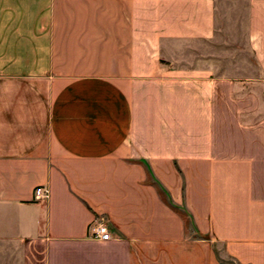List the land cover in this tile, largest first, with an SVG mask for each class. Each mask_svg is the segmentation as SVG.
I'll return each mask as SVG.
<instances>
[{
  "label": "crops",
  "instance_id": "0c3cea01",
  "mask_svg": "<svg viewBox=\"0 0 264 264\" xmlns=\"http://www.w3.org/2000/svg\"><path fill=\"white\" fill-rule=\"evenodd\" d=\"M0 264H264V0H0Z\"/></svg>",
  "mask_w": 264,
  "mask_h": 264
},
{
  "label": "built area",
  "instance_id": "2783aa9c",
  "mask_svg": "<svg viewBox=\"0 0 264 264\" xmlns=\"http://www.w3.org/2000/svg\"><path fill=\"white\" fill-rule=\"evenodd\" d=\"M49 197L48 189L44 186H38L33 191V201L43 203ZM93 238L100 242H108L111 240V234L108 227L103 222H98L91 228Z\"/></svg>",
  "mask_w": 264,
  "mask_h": 264
}]
</instances>
